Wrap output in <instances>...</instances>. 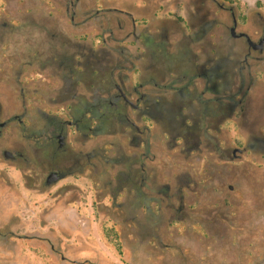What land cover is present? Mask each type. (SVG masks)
I'll return each mask as SVG.
<instances>
[{
  "label": "rangeland",
  "instance_id": "obj_1",
  "mask_svg": "<svg viewBox=\"0 0 264 264\" xmlns=\"http://www.w3.org/2000/svg\"><path fill=\"white\" fill-rule=\"evenodd\" d=\"M145 2L132 15L103 0H0V264H264V47L244 61L247 43L230 35L227 9L235 32L257 41L264 0ZM83 46L110 52L114 81L123 78L132 101L134 83L179 88L192 79L187 91L208 97V121L203 110L217 98L219 128L192 151L174 146L165 118H151L149 197L136 200L132 189L144 150L122 119L97 133L65 124L64 151L48 144L52 121L73 120L81 97L105 95L99 83L115 61L78 67ZM160 95L179 101L185 92ZM125 113L136 119L129 106ZM53 169L62 177L47 184ZM187 177L193 190L181 189L180 206L175 191Z\"/></svg>",
  "mask_w": 264,
  "mask_h": 264
},
{
  "label": "flooded vegetation",
  "instance_id": "obj_2",
  "mask_svg": "<svg viewBox=\"0 0 264 264\" xmlns=\"http://www.w3.org/2000/svg\"><path fill=\"white\" fill-rule=\"evenodd\" d=\"M227 9L229 10V13L233 20L234 15L232 9ZM263 35L264 32L258 39H260ZM241 37L244 38V36ZM251 50L253 49L248 47V51L244 56V61L248 57V54ZM100 52V58L103 65L107 63L109 64L114 60L112 55H110V52L105 51L104 47L100 48ZM77 56L82 57V60L79 58L76 61L78 67L81 66V64H83V67H86V65L90 67L92 59L91 46H88L87 48L83 46L82 50H79L77 52ZM117 68L118 67L115 61L114 64H111L107 68L109 69L108 72L110 73V76L108 78L105 77L104 79H101V83H99L100 87L98 88V90L103 91L105 95H97L96 99L91 103H86L85 100L81 97L80 101L82 102V107L76 109V111L73 113L72 116L74 119L67 120L65 123L61 119L52 121L49 124L46 138L48 140L50 148L64 151L65 124L67 126L73 125L76 127V129L80 130L79 127L81 124L88 123V130H93L94 126L97 123V120L95 119L96 117L109 116L122 119L125 125L130 126V128L133 130L131 142H133V144L138 149L142 147L144 150L140 154L141 157H138V159L134 161L135 165L132 171V189L134 190L136 200H139L140 198L149 197L145 195V192L142 188L146 185V179L150 177L148 167L144 165L143 157H145L144 159H147L148 156V134L151 128V118L156 117V114H159L160 117L162 116L163 118H165L166 127L174 134V146H177L180 141L187 147L188 151H192L193 149L199 148L201 144V135L217 132V129L219 128L218 120L215 123L213 122V119L215 118V116H217L218 112L216 102L217 98L211 100L214 103L210 106L205 107L206 109L203 110L205 113L210 112L211 119L208 121H202V117L206 116H203L201 114L202 103L208 102V97L206 99H202L200 94L192 95L189 93V91H187V88L191 87L192 85V79H188L184 83V85L180 86L179 88L172 87L171 83H159L153 78H148L144 83H134L131 86V95L133 94L135 96L134 101H132L128 96V92H126L127 86L123 83V78L120 77L118 81H114V76L117 75ZM212 75L213 74H211V77L206 78L207 82H210L212 80ZM185 76L186 75L184 74V77H182V79L185 78ZM71 80V83L64 84L61 89V95L64 98H70V96L72 95L71 92L73 90L72 86L77 83L74 79ZM144 85H147L149 87L148 91L141 89ZM89 86H91V84L88 83L86 87L89 88ZM162 89H178L181 92H185V95L182 96V99H180L179 101H171V99L165 100L164 95H160V91ZM80 96L83 95L81 94ZM95 101H99V107L97 108V110L93 111L92 105L96 103ZM103 102L107 103V105L104 106ZM127 106H129L133 111L137 113L135 120L130 119L125 113V108ZM139 119L142 121V125H140ZM2 122H4L3 126H5L6 122ZM59 135H61V145H59ZM7 157L9 159H13L15 158V155L14 153H10V155ZM86 160L88 162L90 159ZM50 172H56L58 174V179L62 177V173L59 169H53L49 171V173ZM191 183L192 180L187 177L182 180L181 186L175 191L176 193H179V195L177 196L179 201L181 202L180 206H182V199L184 198V195L180 193L181 189L186 187L189 191L193 190ZM163 187L164 190L161 189L163 191V194L165 196H169L167 193H169L171 190L170 186L164 185ZM195 188H197L196 182L194 190ZM143 208L144 210L145 208L147 209L146 206H144Z\"/></svg>",
  "mask_w": 264,
  "mask_h": 264
},
{
  "label": "water",
  "instance_id": "obj_3",
  "mask_svg": "<svg viewBox=\"0 0 264 264\" xmlns=\"http://www.w3.org/2000/svg\"><path fill=\"white\" fill-rule=\"evenodd\" d=\"M235 26H236V20L235 18H233L232 20V26L229 28V32H230V35L233 36V37H241V36H244L245 40H246V43H247V46L249 48H252L253 50H259L261 51L263 46H264V35L258 39L257 41H254L252 40L245 32H238L236 33L235 32ZM4 125V122H1L0 123V126H3ZM59 140L61 139V135L58 136ZM61 140L59 141V145H61ZM3 155L4 156H9L10 155V152L4 150L3 151ZM58 180V174L56 172H50L47 174L46 178H45V182L47 184L49 183H52L54 181Z\"/></svg>",
  "mask_w": 264,
  "mask_h": 264
},
{
  "label": "trees",
  "instance_id": "obj_4",
  "mask_svg": "<svg viewBox=\"0 0 264 264\" xmlns=\"http://www.w3.org/2000/svg\"><path fill=\"white\" fill-rule=\"evenodd\" d=\"M100 56H101V54L99 53V52H93L92 51V59H91V64H90V66L93 64L94 66H95V69L93 70V71H95L96 70V72H97V70L99 71V68H102V60H101V58H100ZM87 66V65H86ZM87 67H89V66H87ZM104 74H105V77H109L110 76V73L108 72V73H106L105 71H104ZM104 77V78H105ZM103 78V79H104ZM99 101H101V100H99ZM99 101H95L94 103H92V104H94V105H92V110L93 111H95V110H97V108L99 107ZM106 102V101H105ZM105 102H103L104 103V106H106L107 105V103H105ZM110 118H116V117H109V116H102V117H96L95 119L97 120V123H96V125L94 126V128H93V132L94 133H97V132H100L101 131V129H102V126L103 125H105L106 124V122L110 119ZM79 129L80 130H82V131H88V123H83V124H81L80 125V127H79Z\"/></svg>",
  "mask_w": 264,
  "mask_h": 264
},
{
  "label": "crops",
  "instance_id": "obj_5",
  "mask_svg": "<svg viewBox=\"0 0 264 264\" xmlns=\"http://www.w3.org/2000/svg\"><path fill=\"white\" fill-rule=\"evenodd\" d=\"M120 1H122L123 3L119 2V0H103V2L109 4V6H111L113 8H126V9H128V13H130L132 15H135V13L141 12L142 7H144L146 5L145 0H120ZM124 2H127V4H124ZM134 3H136V4L134 5ZM142 16H144V15H142ZM40 28H41V26H40ZM40 52H42V49L40 50Z\"/></svg>",
  "mask_w": 264,
  "mask_h": 264
}]
</instances>
